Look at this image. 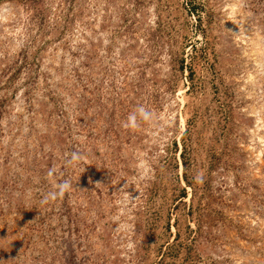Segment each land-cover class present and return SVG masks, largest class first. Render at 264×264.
Segmentation results:
<instances>
[{
    "label": "rangeland",
    "instance_id": "obj_1",
    "mask_svg": "<svg viewBox=\"0 0 264 264\" xmlns=\"http://www.w3.org/2000/svg\"><path fill=\"white\" fill-rule=\"evenodd\" d=\"M0 264H264V0H0Z\"/></svg>",
    "mask_w": 264,
    "mask_h": 264
},
{
    "label": "clouds",
    "instance_id": "obj_2",
    "mask_svg": "<svg viewBox=\"0 0 264 264\" xmlns=\"http://www.w3.org/2000/svg\"><path fill=\"white\" fill-rule=\"evenodd\" d=\"M155 120V114L145 106L141 105L128 115L126 121L124 122V127L135 128L141 122L152 124ZM81 160H83V156L78 152H73L66 159V164L68 166H73L78 164ZM47 175L51 180V190L43 196L41 201L42 204H48L52 201L63 198L65 195L70 194L73 190V182L71 179H64L60 182H56L54 179L56 175L55 169H50ZM197 181L202 182V178L198 176ZM127 196L130 200L132 199L129 193Z\"/></svg>",
    "mask_w": 264,
    "mask_h": 264
},
{
    "label": "bare ground",
    "instance_id": "obj_3",
    "mask_svg": "<svg viewBox=\"0 0 264 264\" xmlns=\"http://www.w3.org/2000/svg\"><path fill=\"white\" fill-rule=\"evenodd\" d=\"M3 15H4V13H3Z\"/></svg>",
    "mask_w": 264,
    "mask_h": 264
}]
</instances>
